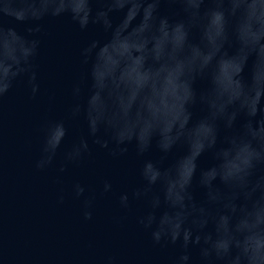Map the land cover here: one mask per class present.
<instances>
[{
	"label": "water",
	"instance_id": "95a60500",
	"mask_svg": "<svg viewBox=\"0 0 264 264\" xmlns=\"http://www.w3.org/2000/svg\"><path fill=\"white\" fill-rule=\"evenodd\" d=\"M61 4L0 0L6 66L13 63L17 41L31 38L29 24L15 16ZM214 6V0H192L195 11L186 17L180 0H161L158 9L155 0H91L93 15L108 10L106 22H91L83 30L67 11L44 16L36 34L42 42L35 61L39 91L33 96L22 76L0 99V264H106L109 257L114 264H169L179 248L153 245L136 220L146 212L157 221L195 224L209 237L221 231L236 235L264 223V203L246 181L241 179V191L223 195L231 170L254 139L264 140V127L254 129L247 115L264 94V30L255 17L257 10L264 17V0L225 3L227 34L210 16ZM85 47L86 63L80 55ZM77 79L81 115L67 122L68 135L52 163L39 168L46 125L65 116ZM193 80L199 95L189 105ZM93 95L105 120L125 119L130 132L147 137L152 147L140 156L133 139L128 151L114 158L108 149L91 145V157L61 171L67 147L86 134ZM100 134L109 138L106 124ZM162 142L174 143L166 155L158 148ZM148 162L160 169L153 205L133 201L123 208L119 196L142 183L140 169ZM193 164L196 174L185 200ZM105 181L112 184L109 192L103 191ZM77 183L84 188L80 196ZM85 210L92 212L91 219H85ZM190 264H200L197 248Z\"/></svg>",
	"mask_w": 264,
	"mask_h": 264
},
{
	"label": "clouds",
	"instance_id": "9594fccd",
	"mask_svg": "<svg viewBox=\"0 0 264 264\" xmlns=\"http://www.w3.org/2000/svg\"><path fill=\"white\" fill-rule=\"evenodd\" d=\"M91 0H62L60 8L55 10L43 11L25 15L18 13L15 20L28 23L27 29L29 36L20 38L14 48L16 55L12 57L13 63L4 64L2 54L5 46L0 44V99H3L6 93L13 87L19 77H26L27 84L30 86L33 96L39 91L37 83V64L36 58L40 54L41 39L38 35L41 32L42 25L40 21L45 15H59L61 11H67L71 14L73 22L81 30L86 29L91 22H106L108 10L105 8L97 9L93 15ZM109 4L113 0H108ZM185 16L190 17L195 11L192 7V0H180ZM215 6L209 9L210 16L222 24L224 34L228 31V11L223 7L225 3L231 4L232 0H214ZM161 0H155V8L160 7ZM258 29L264 30V17L259 10L255 12ZM4 21H0V32H3ZM12 31V29H8ZM89 48L81 50L83 62H87ZM195 80L192 82V96L189 105H194L198 99V90L195 87ZM81 95L80 81L74 80L69 89V96L72 102L68 105L65 116L58 119L50 120L45 128V136L42 151L45 158L37 163V167L43 168L51 164L53 158L60 148L61 143L68 135L67 122L78 118L81 115L82 107L78 102ZM264 94L258 100L255 111L247 113L251 126L254 129L264 127ZM186 105V106H189ZM106 124L109 129V138L105 139L101 134V125ZM86 134L73 141L64 152L65 164L61 166V171L65 170L67 164L80 163L85 158L91 157V145H98L101 148L109 150L112 157H119L128 151L127 145L135 139V148L138 155L143 156L148 152L152 145L150 140L139 132H130L128 122L122 118H114L111 121L105 120L104 113L96 103V96L89 98L86 110ZM207 146L211 148V141H207ZM111 145V146H110ZM174 147L172 142H162L158 145L159 151L166 155ZM196 174L195 165L193 164L191 176L185 186L184 196L187 200L189 196L191 178ZM160 176V169L157 165L148 162L140 169L142 183L133 188L130 192H124L119 196L120 204L123 208H130L133 201H143L148 207L153 205L154 194L152 186ZM246 181V187L254 188L257 192L256 199L264 203V140L257 142L254 139L250 145L247 154L238 161L237 166L231 170L229 175V189L224 192L225 197H230L234 192L242 189L239 187L240 181ZM203 186V185H202ZM206 187V186H205ZM75 193L80 196L84 193V188L80 184L74 186ZM112 184L104 182L103 191L109 192ZM207 196V193H206ZM61 201L63 197H60ZM169 199L174 200V195L169 192ZM211 203V201H208ZM91 206V200L85 201V208ZM251 207L249 211H251ZM85 219L92 218V212L84 211ZM137 224L150 235L154 246L177 245L178 254L173 257L169 264H190L191 250H199L200 264H264V223H254L251 231H244L233 235L231 232H218L216 236L209 237L208 234L200 230L195 224L191 227H185L182 222L175 218H166L157 221L150 213L138 215ZM106 264H114V258L109 257Z\"/></svg>",
	"mask_w": 264,
	"mask_h": 264
}]
</instances>
